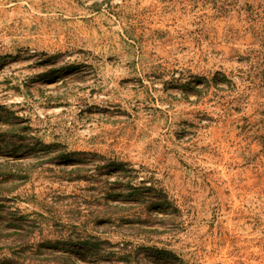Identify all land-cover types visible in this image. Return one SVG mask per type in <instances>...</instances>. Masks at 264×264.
<instances>
[{
  "label": "rangeland",
  "instance_id": "rangeland-1",
  "mask_svg": "<svg viewBox=\"0 0 264 264\" xmlns=\"http://www.w3.org/2000/svg\"><path fill=\"white\" fill-rule=\"evenodd\" d=\"M122 245L264 264V0H0V264Z\"/></svg>",
  "mask_w": 264,
  "mask_h": 264
},
{
  "label": "trees",
  "instance_id": "trees-1",
  "mask_svg": "<svg viewBox=\"0 0 264 264\" xmlns=\"http://www.w3.org/2000/svg\"><path fill=\"white\" fill-rule=\"evenodd\" d=\"M146 188H148V187L147 186H141V188L139 189L140 192H138L135 195H142L143 194L142 189H146ZM135 190H137V189H135ZM157 199L158 198H152L151 200L146 201L148 203L146 205L158 204L160 201H158ZM133 253H134L133 250L131 248H129L127 245H122L117 250H111L110 256L115 257V258L120 259V260H124L126 262V264H128L131 261L132 255H134ZM135 259L139 260L138 258H135ZM137 262L138 261H136L135 264H138ZM71 264H74V263L71 262Z\"/></svg>",
  "mask_w": 264,
  "mask_h": 264
}]
</instances>
